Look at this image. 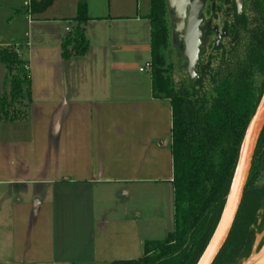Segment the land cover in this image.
Listing matches in <instances>:
<instances>
[{"label":"crops","instance_id":"obj_1","mask_svg":"<svg viewBox=\"0 0 264 264\" xmlns=\"http://www.w3.org/2000/svg\"><path fill=\"white\" fill-rule=\"evenodd\" d=\"M86 1L89 48L64 59L79 0L41 13L0 0V48L16 47L31 78L26 116L0 120V264L136 260L152 240L142 221L175 227L172 107L141 70L150 0ZM7 75L0 62V87Z\"/></svg>","mask_w":264,"mask_h":264},{"label":"trees","instance_id":"obj_2","mask_svg":"<svg viewBox=\"0 0 264 264\" xmlns=\"http://www.w3.org/2000/svg\"><path fill=\"white\" fill-rule=\"evenodd\" d=\"M55 0H30L27 11L41 13ZM153 95L172 107L174 230L163 239L146 240L143 256L109 264H197L222 217L235 175L242 141L264 92V0H246V20L218 46L201 52L193 82H176L166 51L170 21L166 0H150ZM86 0H79L76 26L62 43V56L84 55L89 43ZM10 98L31 101L29 63L16 47L0 48ZM20 72V73H19ZM21 74V75H20ZM262 77V81H260ZM29 104V103H28ZM8 97L0 108L10 116ZM20 119V118H18ZM264 230V127L243 200L230 235L213 264H242L257 232ZM259 243L258 249L263 245Z\"/></svg>","mask_w":264,"mask_h":264},{"label":"water","instance_id":"obj_3","mask_svg":"<svg viewBox=\"0 0 264 264\" xmlns=\"http://www.w3.org/2000/svg\"><path fill=\"white\" fill-rule=\"evenodd\" d=\"M176 17V31L181 33L184 42V55L187 58V73L193 82L197 76L196 64L199 60L200 48L204 44L201 38L203 28L201 14L205 0H167ZM264 127V92L246 129L240 155L232 181L231 189L220 222L207 248L197 264H213L225 245L237 214L239 212L245 188L252 168L257 144ZM242 264H264V243L258 249L255 246L250 256Z\"/></svg>","mask_w":264,"mask_h":264},{"label":"rangeland","instance_id":"obj_4","mask_svg":"<svg viewBox=\"0 0 264 264\" xmlns=\"http://www.w3.org/2000/svg\"><path fill=\"white\" fill-rule=\"evenodd\" d=\"M69 3L72 4L70 1H69ZM73 6L76 7L75 3H73ZM147 7H148L147 0H144L143 1V8L146 9ZM167 10H168V15H169L171 33H170V45L166 51V57L168 59V62L172 63V72H173V78L175 79V81L176 82L186 81L187 79H189V75L187 73V58L184 55V47H183V45H181L180 36L174 28L175 22H176V17L173 13V9L170 8L168 1H167ZM60 22L63 25L66 24V25L72 26V24L69 22H66V20H60ZM19 42H22V44H25L24 46H26L27 38L25 37L24 34L20 37ZM144 66H146V65H144ZM260 81H262V77H260ZM10 89H11V87H10L9 82H7L6 84L4 83L0 87V92L3 95H5L6 97H8V99H9L10 107L8 109H9L10 114H11L10 116L11 117L14 116L15 119L24 118L26 116V113L28 110V103H29L27 95L24 94V96H22L21 98H19L17 100H13L12 98H10V95H9ZM4 119H5V116H4V114L0 108V120H4ZM0 122H2V121H0ZM103 212H104V214H109L110 210L107 212L106 211H103ZM170 219H168V220H170ZM155 224L156 223H154V222H147V221L141 222V226L144 228V231L142 229L143 234H146L147 231H149V230L152 231L150 233V235H148L149 239H154V240L163 239L167 236L166 230H168L170 228L169 230L172 231L174 228V226L172 227V225H170L169 228L164 227L165 225H163L162 227L159 228ZM263 239H264V230H262L261 232H257L256 236H255L254 247L258 246L259 243Z\"/></svg>","mask_w":264,"mask_h":264},{"label":"flooded vegetation","instance_id":"obj_5","mask_svg":"<svg viewBox=\"0 0 264 264\" xmlns=\"http://www.w3.org/2000/svg\"><path fill=\"white\" fill-rule=\"evenodd\" d=\"M174 13V11H173ZM203 21L201 27L203 33L201 38L204 44L200 45L201 50L210 46H218L226 38H229L231 31L238 24H244L246 18V0H205L201 12ZM176 30V25H175ZM181 45L184 42L179 31Z\"/></svg>","mask_w":264,"mask_h":264},{"label":"built area","instance_id":"obj_6","mask_svg":"<svg viewBox=\"0 0 264 264\" xmlns=\"http://www.w3.org/2000/svg\"><path fill=\"white\" fill-rule=\"evenodd\" d=\"M145 69H151V62L147 63L145 67H143L141 70Z\"/></svg>","mask_w":264,"mask_h":264}]
</instances>
